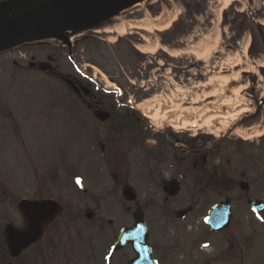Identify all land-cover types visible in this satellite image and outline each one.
<instances>
[{
  "label": "rangeland",
  "instance_id": "obj_1",
  "mask_svg": "<svg viewBox=\"0 0 264 264\" xmlns=\"http://www.w3.org/2000/svg\"><path fill=\"white\" fill-rule=\"evenodd\" d=\"M219 1L148 0L142 8L123 14L120 22H153L158 18L159 23H162L175 14L176 17L167 30H151V33L134 30L124 36H117L114 32L95 34L88 32L89 26L107 27V31L121 23L111 20L105 23L93 22L82 26L80 30L74 29L75 32L71 35L85 33L84 39L73 38L69 42L70 48L62 49V45L45 36L26 38L0 50V62L8 58L9 53H26L39 56V59L49 55L54 60L52 67H61L71 75L80 70L92 78V81L94 76V82L103 87L98 76L101 74L111 86L106 89L112 94L110 99L133 108L139 104L146 107L156 100L165 109L164 103L170 100L171 107L201 110L208 106L210 110L218 102V98L209 95L204 98V94H211L222 87L224 78L237 75L234 82L224 86L222 94L224 97H231V90L239 88V97L244 102L242 106H246L252 113V100L256 91L264 92V88L260 90L259 87L264 82V0H222L225 6L221 12L219 8L223 3ZM6 2L8 0H0L2 4ZM184 4H188V10L183 8ZM101 31L102 29L99 30ZM32 43H43L49 47L37 48ZM138 48H152V51L141 53ZM210 48L212 49L209 50ZM208 50V56L199 59L198 54L203 55ZM236 56L240 59L238 66H220L222 62ZM3 66L11 67L4 62ZM1 69L0 65V84L7 85H1L0 89L3 91L0 93L6 94V100L15 105L32 107L29 115H36V101L41 100V95L44 94L41 89L43 81L47 86L43 99L49 103L48 115L53 119L58 116L53 104L60 100L59 96L63 92L60 84L50 77L44 79L40 73H33L29 77H11ZM175 94L182 97L174 98ZM194 98H200V101L193 103ZM225 110L222 109L221 112ZM132 113L140 115L137 110ZM244 116H247L245 120L251 117L244 113L226 130L212 124L211 132L216 130L217 135L211 133L204 136L221 140L224 134L220 169H223L227 179L235 181L239 179V173H242L252 185L251 193L264 196V182L257 181L260 179V171H264V144H258L259 138L256 137L259 133L249 134L243 128L240 129L238 123L244 120ZM169 117L167 120L172 119V115ZM155 124L153 125L160 128L167 121L160 119ZM233 131L236 136L248 141L243 145L237 144L236 147ZM202 132L205 131H182L178 134ZM47 140L48 158L55 157V153L71 154L74 151L72 136L65 134L56 120L50 124ZM6 160L11 162L10 159ZM14 169L16 167L7 172L12 177H17L18 173ZM207 169L208 172H200L195 168L191 173L192 181H186L183 175L180 176L183 181L180 192L166 203L163 202L160 189L155 187L153 181H148L146 172H143L144 179L141 183L136 182L139 185V198L129 205L127 211L125 208L128 205L121 199L120 192L113 187L111 194V185L105 181L99 182L106 178V173L102 165L97 163L92 172L81 171V174L91 176L92 183L89 186L92 188L93 184L98 195L101 194L100 189L104 193V196L100 195L96 205H93L96 221L86 223L82 215L80 220H71L65 214L55 225L58 230L53 239L45 238L17 260L10 261L6 256L2 264H126L133 257L129 247L113 255L109 250L119 230L132 225L131 214L136 206L143 211L149 242L154 247V257L158 264H264V216L257 215L248 208L245 199L239 194L237 184L233 189L222 191L220 197H217V192L206 191L207 175L211 173V169ZM7 172H0L2 180L8 179L5 176ZM134 173L135 171H129V177ZM53 185L55 184L48 183L49 194L55 191L51 188ZM6 191L9 194L17 193L15 188ZM190 191L193 192V197H190ZM196 191L204 195L196 197ZM20 192L25 193L24 190ZM224 197L231 203L230 225L226 230L214 234L205 226L204 218L209 208L222 202ZM5 206L14 217L11 211L13 205L7 203ZM188 206H192L193 210L184 220L174 218L175 211ZM197 239L201 240L200 245L193 243Z\"/></svg>",
  "mask_w": 264,
  "mask_h": 264
},
{
  "label": "flooded vegetation",
  "instance_id": "obj_2",
  "mask_svg": "<svg viewBox=\"0 0 264 264\" xmlns=\"http://www.w3.org/2000/svg\"><path fill=\"white\" fill-rule=\"evenodd\" d=\"M89 28L88 32L101 34L106 33L107 27L89 26ZM92 28H98V30H92ZM100 29H102L101 32H99ZM83 34L72 36L68 33L65 39L68 42L73 38L83 40ZM31 45L37 48L49 47L43 43H32ZM61 48H66V46L62 45ZM8 55L9 57L4 58L0 65L1 70L7 72L9 76L29 77L33 73H40L44 79L50 77L60 84L63 92L59 96L60 100L53 104L54 111L58 112V116L54 119L48 115V100L43 99L47 87L43 81H41V89L45 95L42 94L41 100L36 101L37 113L33 116L29 115L32 107L12 104L6 100V94L0 93V172H7L12 167H16L14 170L18 173L17 177H12L11 173L7 172L5 176L8 179L4 180L0 177V264L6 260L3 229L9 224L16 227L21 226L16 205L22 201H50L59 204L62 209L60 217L44 229L40 243L45 238L53 239L56 236L58 229L55 225L65 214L71 220H80L81 215L84 218L88 214L92 218L90 221H85L86 223L96 221L93 205H96L98 199L101 198L100 195L104 196V193L100 189L101 194L98 195L99 192L93 184L92 188L89 186L92 183L91 176L86 173L81 174V171L92 172L97 163L102 165L106 173V178L99 182L105 181L110 184L111 194L113 187L120 194L126 186L134 189L136 199L131 203L123 201L128 205L125 208L127 211L129 205L139 198V185L136 182L141 183L144 179L143 172H146L147 180L153 181L155 187L160 189L164 203L173 198H167L162 192V187L167 182H171L178 187L179 193L183 183L180 176L183 175L186 181H192L191 173L195 168L200 172H208L207 168L211 169V173L207 175L208 185L205 190L212 193L217 192V197L221 196L222 191L233 189L237 184L239 194L246 203L264 199L262 194L251 193L252 185L242 173H239L237 181L230 178L224 180V171L219 165L221 148L225 142L224 134L221 140H213L206 137L211 134L207 132L183 135L169 130L167 124L158 128L148 118L132 113L129 106L118 103V100L110 99L112 95L105 90L106 86L101 87L94 82V77L92 81V78L90 79L80 70H77L74 75L67 73L61 67L55 68L52 72H40L37 65L52 58L49 55H44L41 59L39 56L26 53H9ZM3 62L11 67H4ZM33 65L35 66L32 67ZM66 81H70L71 84ZM1 85L6 87L7 84H0V87ZM259 87L262 90L264 82ZM1 91L3 90L0 89ZM256 93L255 98H252L254 110L250 113V119L245 120L247 116H244V120L242 119L238 124L240 129L243 128L249 134L259 133L256 138H259L258 144L260 145L264 144V97H262L264 92L257 90ZM100 113L109 115L103 117ZM54 120L65 134L72 136L74 151L71 154L55 153L53 154L55 157L48 158L47 138L50 124H53ZM232 133L234 134L235 131ZM247 141L248 139L240 136L234 139L236 147L237 144L243 145ZM6 159H10L11 162H7ZM129 171H135L132 177H129ZM260 173V179L257 181L261 183L264 182V171ZM49 182L55 184L51 186L55 189L53 194L48 192ZM240 184H244L243 189ZM9 188H15L17 193H7L6 190ZM22 190L25 193L20 192ZM196 195V197H201L200 195L204 194L196 191ZM193 196V192L190 191V197ZM7 203L13 205L11 211L14 217L5 206ZM257 215L264 216V212L257 213ZM193 243L200 245L201 240H194ZM148 244L151 258L157 263L154 257V247L149 242V238ZM123 249L114 253L110 250L109 252L113 255ZM28 251L30 249L25 253ZM84 258H86L85 255ZM87 262L92 263L88 260Z\"/></svg>",
  "mask_w": 264,
  "mask_h": 264
},
{
  "label": "water",
  "instance_id": "obj_3",
  "mask_svg": "<svg viewBox=\"0 0 264 264\" xmlns=\"http://www.w3.org/2000/svg\"><path fill=\"white\" fill-rule=\"evenodd\" d=\"M133 0H16L0 6V50L26 38L55 34L59 36L64 29L82 26L99 20L121 6ZM49 59L40 63L38 69L50 71ZM69 83V82H68ZM103 117L107 114L100 113ZM174 182V181H172ZM244 185H242V189ZM162 190L168 197L176 196L178 187L171 182L166 183ZM123 199L132 202L135 193L132 188L122 190ZM249 207L257 212L264 211V200L249 202ZM18 212L22 219V227L8 225L4 228V242L10 258L19 255L30 246L39 242L43 228L48 226L60 214V207L49 201L21 202ZM191 208L176 212L175 217L184 218ZM230 204L227 200L219 206L212 207L205 219L206 225L213 232L228 227L230 222ZM87 219L91 216L86 215ZM131 228L120 230L112 248V252L130 245L135 257L128 264H156L150 258L147 244V230L139 208L132 214Z\"/></svg>",
  "mask_w": 264,
  "mask_h": 264
},
{
  "label": "bare ground",
  "instance_id": "obj_4",
  "mask_svg": "<svg viewBox=\"0 0 264 264\" xmlns=\"http://www.w3.org/2000/svg\"><path fill=\"white\" fill-rule=\"evenodd\" d=\"M148 0H133L129 3L118 8L116 11L111 12L107 16L101 18L105 20L97 21L101 23L107 22V20L111 21H119L121 16L125 13H130L135 9L142 8L144 3ZM219 2L223 3L222 0ZM224 3L219 8V12L224 9ZM176 15H171L167 20H164L162 23H159V19H155L153 22L149 20H138V21H123L120 22L118 26H113L112 28L108 29L106 33L113 34V32L117 36H124L129 34L131 31H142L145 33H151V30H155L157 32H162L168 29L170 22L174 21ZM74 28L70 27L64 29L59 36L55 34H46L43 35L45 37H49L52 41L59 42L62 38L63 34L74 33ZM213 48V47H212ZM210 48L209 50H211ZM152 48H138V51L141 53H149ZM207 51L205 54L200 55L198 54L199 59L206 58L210 51ZM173 54V53H172ZM240 64V59L238 56L234 57L233 59H228L225 63L222 62L220 66H238ZM98 76L101 80L105 83L107 88H110V84H108L104 77L100 74ZM237 79V75H232L229 78L223 79V85L216 91L212 92L211 94H204V98H207L208 95L213 97L216 96L218 98V102L213 105L212 109H208L207 107L202 108L201 110H194L192 108H178V106L171 107L172 101L168 100L165 104V109L160 102L153 100L152 102L148 103L146 107L144 105H136V110L146 118H148L153 124L157 122V120H166L167 125L169 128L175 132H182V131H205L208 134L213 133L217 135L216 130L211 132L212 124L219 125L222 130H226L231 124H234L239 118L245 113L250 114V110L244 105L243 100L239 97L240 89H233L231 90V97H224L222 93H224V86L228 83L234 82ZM179 94H175L174 98H180ZM200 98L192 99L193 103L199 102ZM222 109H226L224 112H221ZM170 115H172V119H170ZM167 118H169L167 120ZM156 125V124H155Z\"/></svg>",
  "mask_w": 264,
  "mask_h": 264
},
{
  "label": "trees",
  "instance_id": "obj_5",
  "mask_svg": "<svg viewBox=\"0 0 264 264\" xmlns=\"http://www.w3.org/2000/svg\"><path fill=\"white\" fill-rule=\"evenodd\" d=\"M183 8H184L185 10H188V8H189V7H188V4H184V5H183Z\"/></svg>",
  "mask_w": 264,
  "mask_h": 264
}]
</instances>
